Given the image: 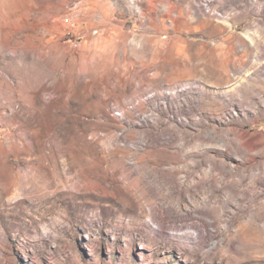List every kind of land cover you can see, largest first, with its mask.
<instances>
[{
  "label": "rangeland",
  "instance_id": "rangeland-1",
  "mask_svg": "<svg viewBox=\"0 0 264 264\" xmlns=\"http://www.w3.org/2000/svg\"><path fill=\"white\" fill-rule=\"evenodd\" d=\"M0 264H264V0H0Z\"/></svg>",
  "mask_w": 264,
  "mask_h": 264
},
{
  "label": "bare ground",
  "instance_id": "bare-ground-1",
  "mask_svg": "<svg viewBox=\"0 0 264 264\" xmlns=\"http://www.w3.org/2000/svg\"><path fill=\"white\" fill-rule=\"evenodd\" d=\"M165 224H166L165 221L159 219L157 221V223H156V225L158 226V230L157 231L162 232V229L164 228ZM197 237H198V241L199 242H202L204 240L205 234L201 230L198 229V231H197Z\"/></svg>",
  "mask_w": 264,
  "mask_h": 264
}]
</instances>
